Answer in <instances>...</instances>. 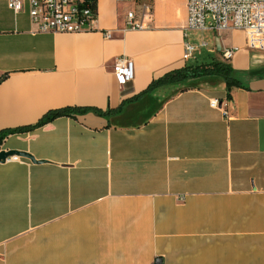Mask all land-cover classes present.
<instances>
[{
    "label": "crops",
    "instance_id": "obj_1",
    "mask_svg": "<svg viewBox=\"0 0 264 264\" xmlns=\"http://www.w3.org/2000/svg\"><path fill=\"white\" fill-rule=\"evenodd\" d=\"M143 4L148 27L128 29ZM97 10L99 30L34 32L27 1L16 13L0 0V132L30 127L0 150L42 160L0 161V264H264V51L240 29L187 30L188 0ZM185 33L198 46L187 63ZM227 46L238 47L229 60ZM121 55L135 62L125 86ZM214 62L240 83H158Z\"/></svg>",
    "mask_w": 264,
    "mask_h": 264
},
{
    "label": "built area",
    "instance_id": "obj_2",
    "mask_svg": "<svg viewBox=\"0 0 264 264\" xmlns=\"http://www.w3.org/2000/svg\"><path fill=\"white\" fill-rule=\"evenodd\" d=\"M26 1L32 22L36 25L34 32L79 33L100 29L97 0H9V5L18 13L24 10ZM150 15L149 4H143L138 9L130 8L126 13L127 28L146 29ZM228 29L243 30L248 47L264 51V0H188L187 30L220 33ZM104 35L106 38L115 36L113 30L104 31ZM185 37L184 60L187 63L196 58L198 46L190 41L188 33ZM202 45L206 42L203 41ZM237 50V46L223 47V57L232 59ZM114 67L120 85H128L135 78L133 58L121 55L116 58ZM219 104L218 98L210 100L213 108L219 107ZM18 158L14 155L6 161Z\"/></svg>",
    "mask_w": 264,
    "mask_h": 264
},
{
    "label": "trees",
    "instance_id": "obj_3",
    "mask_svg": "<svg viewBox=\"0 0 264 264\" xmlns=\"http://www.w3.org/2000/svg\"><path fill=\"white\" fill-rule=\"evenodd\" d=\"M203 74H214V75H219L225 78L228 88L230 89L231 86L237 85L240 83V81L234 76V68L231 65H228L224 62H214L211 63V66L206 67V66H198L195 68H192L190 66H187L182 69H177L174 70L166 76H164L162 79H159L158 83H164V82H171V81H179L183 80L189 77V75L192 76H197V75H203ZM228 95L230 93L228 92ZM67 112L65 111H57L54 113H51L41 119L37 125H43L48 121L53 120L57 116L61 114H66ZM30 127L27 128H15V129H7L4 131L0 132V146L3 142V140L7 137L8 134L14 133V132H22L23 130H29Z\"/></svg>",
    "mask_w": 264,
    "mask_h": 264
},
{
    "label": "water",
    "instance_id": "obj_4",
    "mask_svg": "<svg viewBox=\"0 0 264 264\" xmlns=\"http://www.w3.org/2000/svg\"><path fill=\"white\" fill-rule=\"evenodd\" d=\"M217 45H218V48L221 49V44H220V40L218 37H217ZM14 155L27 157L34 162H42V160H37L35 156L32 155L31 153L27 151L18 150V149L0 150V161H6L7 158L14 156ZM154 264H163V261L161 258H158Z\"/></svg>",
    "mask_w": 264,
    "mask_h": 264
},
{
    "label": "rangeland",
    "instance_id": "obj_5",
    "mask_svg": "<svg viewBox=\"0 0 264 264\" xmlns=\"http://www.w3.org/2000/svg\"><path fill=\"white\" fill-rule=\"evenodd\" d=\"M228 34L231 36V38L234 40V41H238L240 39V35L238 32H234L232 30H229L228 31Z\"/></svg>",
    "mask_w": 264,
    "mask_h": 264
}]
</instances>
